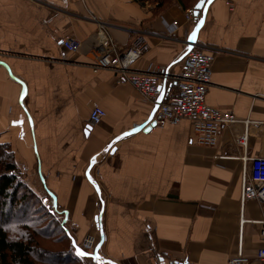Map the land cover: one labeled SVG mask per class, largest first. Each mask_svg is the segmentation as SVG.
I'll return each instance as SVG.
<instances>
[{
    "label": "crops",
    "instance_id": "0c3cea01",
    "mask_svg": "<svg viewBox=\"0 0 264 264\" xmlns=\"http://www.w3.org/2000/svg\"><path fill=\"white\" fill-rule=\"evenodd\" d=\"M199 1L0 0V143L74 225L72 242L98 234L104 261L227 264L241 248L249 264H264V206L240 201L250 160L264 156V0H203L187 19ZM101 26L120 50L144 37L131 69L169 67L160 78L169 95L195 31L214 56L207 103L236 121L212 146L195 143L185 119L145 129L152 104L114 84L112 71L91 70ZM65 35L79 51L59 44ZM93 102L106 111L97 125L88 122Z\"/></svg>",
    "mask_w": 264,
    "mask_h": 264
},
{
    "label": "built area",
    "instance_id": "2783aa9c",
    "mask_svg": "<svg viewBox=\"0 0 264 264\" xmlns=\"http://www.w3.org/2000/svg\"><path fill=\"white\" fill-rule=\"evenodd\" d=\"M231 7V4H229ZM195 8L186 10L187 19H192ZM173 26L176 22L171 23ZM93 47L94 61L90 64L93 72L109 70L114 73L113 83L116 85L130 84L140 95L153 106V114L149 123L154 126L166 124L175 125L181 120H188L191 125L192 139L200 145H215L221 127L236 121L229 111L221 110L207 103V89L211 82V65L214 56L200 49L197 42L185 39L187 45L181 58V70L174 79L175 92L167 94L161 87L160 78L169 77V67L161 66L151 71H134L131 65L138 60L146 50V40L142 35H136L128 47L120 50L101 26L96 34ZM59 44L71 52H77L80 42L72 36L59 38ZM169 89V88H168ZM106 111L98 103L93 102L89 111L90 125L99 124ZM246 176V177H245ZM258 200L264 206V156L253 157L250 160L249 171L244 175L240 201ZM259 236L264 239V218L259 222ZM98 243V242H97ZM94 236L88 235L84 248H94ZM258 260L264 262V247L256 252ZM227 264H249V257L240 249L230 256Z\"/></svg>",
    "mask_w": 264,
    "mask_h": 264
},
{
    "label": "rangeland",
    "instance_id": "374dc122",
    "mask_svg": "<svg viewBox=\"0 0 264 264\" xmlns=\"http://www.w3.org/2000/svg\"><path fill=\"white\" fill-rule=\"evenodd\" d=\"M149 2H151V0H149ZM167 2H170V0L164 1V3ZM15 173L17 175V181L14 182L13 188H18L17 183L19 182L22 184L21 186H19L16 192L15 200L12 201V199H14L12 194V187L7 190L6 196L0 195V201L5 203L2 208V218H0V222H4L3 225L6 226L9 238H17V236L20 235L26 237L27 234H32L34 239L39 240L41 239V236L34 234H37V232H43L52 234L51 237L54 239L61 237V239H63L64 241L67 239L64 238L63 230L60 226L63 225L66 229V233H69L68 236H70L72 239L73 234L71 231H73L72 229L74 225H71L64 219L63 215L59 211L60 209L55 206L54 202L50 201L49 199L45 201L38 196V194L32 189V187L26 182L24 174L22 175L21 172L17 169ZM32 191H34L35 193H33ZM36 196H38L39 198H37ZM23 211L25 213L24 215L22 214ZM39 220L42 221L39 222ZM26 223L29 226L22 227ZM47 227L48 229H46ZM88 235L94 236V244L97 242L99 243L98 234H96L95 232L84 234L79 242H72V240L71 243L73 244V247H71L72 251H70V253L75 256L76 260L74 262L70 261L68 262V264H83L84 256H80L77 254L75 245H77L79 248L81 247L80 252L84 253H91V251L95 249V247H83L85 238ZM63 241L62 246L49 243L43 244L44 247H48V251L50 252L53 258L66 260L70 257L68 251H65V253L60 252L59 254H56V250H58V248L63 247ZM66 248H69V244L66 245ZM95 262L96 264H101L98 262V260Z\"/></svg>",
    "mask_w": 264,
    "mask_h": 264
},
{
    "label": "trees",
    "instance_id": "16d2710c",
    "mask_svg": "<svg viewBox=\"0 0 264 264\" xmlns=\"http://www.w3.org/2000/svg\"><path fill=\"white\" fill-rule=\"evenodd\" d=\"M151 1H155L157 2V6H161L164 4L165 0ZM15 171L16 165L14 163L13 155L9 149V145L7 143H0V195L6 196L7 190L11 187L13 188L14 182L17 181V175ZM21 185L22 184L20 182L17 183L18 188ZM18 188H13L12 194L14 199H12V201L15 200ZM32 192L35 193L34 191ZM38 196L36 197L39 198L40 196ZM4 204V202L0 201V218H2V208ZM22 214H25L24 211ZM41 221L42 220H39V222ZM3 223L0 222V264H68V262H74L76 260L75 256L70 253V251H72L71 247H73V244L71 243L72 239L70 236H68L69 233H66V229L63 225L60 226L63 230L64 238L67 239L64 241L61 239V237L54 239L51 237L52 234L43 232H37V234H34L41 236V239L39 240L34 239L32 234H27L26 237L20 235L17 236V238H9L6 226H4ZM28 226L29 225L26 223L22 227ZM46 229H48V227ZM62 241L64 248H58V250H56V254H59L60 252L65 253V251H68L70 257L66 260L53 258L48 251V247H44L43 244L49 243L62 246ZM68 244L69 248H66V245Z\"/></svg>",
    "mask_w": 264,
    "mask_h": 264
},
{
    "label": "water",
    "instance_id": "95a60500",
    "mask_svg": "<svg viewBox=\"0 0 264 264\" xmlns=\"http://www.w3.org/2000/svg\"><path fill=\"white\" fill-rule=\"evenodd\" d=\"M197 4H201V1H199ZM196 4V5H197ZM202 5H203V3L201 4V7H202ZM201 7L199 8V10L201 9ZM195 13L198 11V9L196 8V6H195ZM154 125V123L153 122H151V123H149L147 126H146V128L145 129H148V128H150L151 126H153ZM87 128H88V126H87ZM101 243H102V241H99V243L97 244V246L95 247V249L93 250V252L92 253H85V255H83V256H88V257H91V258H93L95 261H99V263H101V264H116L115 262H113V261H110V260H107V261H104L103 259H101V256L99 255V253H98V249H99V247H100V245H101ZM75 245V244H74ZM75 248H76V251L78 252H80L81 251V249L77 246V245H75ZM84 253V252H83Z\"/></svg>",
    "mask_w": 264,
    "mask_h": 264
},
{
    "label": "snow or ice",
    "instance_id": "6c2138e0",
    "mask_svg": "<svg viewBox=\"0 0 264 264\" xmlns=\"http://www.w3.org/2000/svg\"><path fill=\"white\" fill-rule=\"evenodd\" d=\"M209 2H211V0H209ZM203 3V0H201V4ZM201 4H197L196 5V8L197 9H199L200 7H201ZM203 23V21L201 20L200 21V24H202ZM198 27H199V25H198ZM195 36H196V32L194 31L190 36H189V40H194L195 39ZM77 254L78 255H80V256H83V255H85V253H83V252H77Z\"/></svg>",
    "mask_w": 264,
    "mask_h": 264
},
{
    "label": "bare ground",
    "instance_id": "6f19581e",
    "mask_svg": "<svg viewBox=\"0 0 264 264\" xmlns=\"http://www.w3.org/2000/svg\"><path fill=\"white\" fill-rule=\"evenodd\" d=\"M93 251V250H92ZM92 253V252H91Z\"/></svg>",
    "mask_w": 264,
    "mask_h": 264
}]
</instances>
